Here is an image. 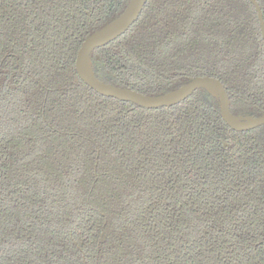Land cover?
I'll return each instance as SVG.
<instances>
[{"label":"trees","instance_id":"1","mask_svg":"<svg viewBox=\"0 0 264 264\" xmlns=\"http://www.w3.org/2000/svg\"><path fill=\"white\" fill-rule=\"evenodd\" d=\"M128 2L0 0V264H264V126L232 130L203 89L146 109L79 79ZM91 63L149 96L214 78L231 114L264 112L248 0H147Z\"/></svg>","mask_w":264,"mask_h":264},{"label":"water","instance_id":"2","mask_svg":"<svg viewBox=\"0 0 264 264\" xmlns=\"http://www.w3.org/2000/svg\"><path fill=\"white\" fill-rule=\"evenodd\" d=\"M147 0H129L124 11L111 22L90 34L81 44L75 59V71L79 79L97 94L130 102L146 109L170 107L188 98L198 89L205 90L210 96L219 101L222 120L234 131L245 132L264 125V113L259 117L236 116L230 112V102L223 85L210 77H195L189 79L181 87L171 92L149 96L143 95L124 87H117L98 80L93 72L91 54L96 49L115 40L138 19ZM255 9L264 36V21L261 9L255 0H248Z\"/></svg>","mask_w":264,"mask_h":264},{"label":"flooded vegetation","instance_id":"3","mask_svg":"<svg viewBox=\"0 0 264 264\" xmlns=\"http://www.w3.org/2000/svg\"><path fill=\"white\" fill-rule=\"evenodd\" d=\"M262 34V33H261ZM262 37H264L263 35H262ZM230 102V101H229ZM264 113V112H263ZM236 116H241V115H236ZM248 116V115H247ZM252 117H254V116H252ZM259 117V116H258ZM262 126H264V125H262ZM261 127V126H260ZM256 129V128H255Z\"/></svg>","mask_w":264,"mask_h":264}]
</instances>
